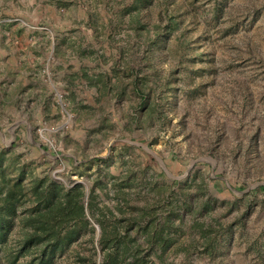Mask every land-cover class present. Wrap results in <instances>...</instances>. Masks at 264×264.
Listing matches in <instances>:
<instances>
[{"label":"rangeland","instance_id":"obj_1","mask_svg":"<svg viewBox=\"0 0 264 264\" xmlns=\"http://www.w3.org/2000/svg\"><path fill=\"white\" fill-rule=\"evenodd\" d=\"M0 89V264H264V0H0Z\"/></svg>","mask_w":264,"mask_h":264},{"label":"trees","instance_id":"obj_2","mask_svg":"<svg viewBox=\"0 0 264 264\" xmlns=\"http://www.w3.org/2000/svg\"><path fill=\"white\" fill-rule=\"evenodd\" d=\"M1 196V195H0ZM0 245L4 244L8 235V227L7 222H5L8 219L12 218V214H14L16 210V202L12 199V197L8 194H4L3 198L0 197ZM83 207L77 206V203L75 207L70 208L69 212H64L61 219L62 221H69V220H78L83 219ZM44 233V234H43ZM43 233H37L33 235L34 237H38L39 240H46V243L44 245V249L42 250V258H44V261L47 259L48 253L50 252L51 255L55 254L58 249H62L69 245L71 240L73 239V235L66 238V242H58L56 238V234L54 231H45ZM47 245H50L51 248H47ZM1 251V246H0ZM46 253V254H45ZM43 261V263H44Z\"/></svg>","mask_w":264,"mask_h":264},{"label":"crops","instance_id":"obj_3","mask_svg":"<svg viewBox=\"0 0 264 264\" xmlns=\"http://www.w3.org/2000/svg\"><path fill=\"white\" fill-rule=\"evenodd\" d=\"M1 90V89H0ZM2 91V90H1ZM0 95H2V97H3V94L1 93ZM6 96V95H5Z\"/></svg>","mask_w":264,"mask_h":264}]
</instances>
